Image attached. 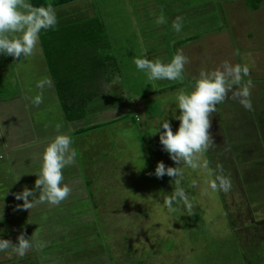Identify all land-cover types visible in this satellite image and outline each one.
<instances>
[{
	"label": "rangeland",
	"instance_id": "obj_1",
	"mask_svg": "<svg viewBox=\"0 0 264 264\" xmlns=\"http://www.w3.org/2000/svg\"><path fill=\"white\" fill-rule=\"evenodd\" d=\"M85 1L76 12L104 23L114 62L86 109L129 106L86 135L105 137L92 240L112 259L122 250L118 264H264V0ZM9 250L0 264H34Z\"/></svg>",
	"mask_w": 264,
	"mask_h": 264
},
{
	"label": "crops",
	"instance_id": "obj_2",
	"mask_svg": "<svg viewBox=\"0 0 264 264\" xmlns=\"http://www.w3.org/2000/svg\"><path fill=\"white\" fill-rule=\"evenodd\" d=\"M10 1L0 0L1 254L10 247L17 253L27 247L36 264H118L122 250L116 253L112 245V259L92 240L99 226L88 200L90 176L100 165L95 152L105 137L88 141L86 135L103 130L88 131L92 127L118 119L120 111L129 108L127 100L116 106L118 112L116 107L89 112L86 106L87 115L68 119L52 76L38 74L37 69L43 72L48 64L32 13L58 7L75 11L85 0H12L9 6ZM121 85L117 79L109 82L108 89L114 91L108 94L122 93ZM100 97L105 98L98 89L93 99ZM81 161L84 170L78 166Z\"/></svg>",
	"mask_w": 264,
	"mask_h": 264
},
{
	"label": "trees",
	"instance_id": "obj_3",
	"mask_svg": "<svg viewBox=\"0 0 264 264\" xmlns=\"http://www.w3.org/2000/svg\"><path fill=\"white\" fill-rule=\"evenodd\" d=\"M244 2L256 9L262 0ZM76 11L58 7L40 12L35 19L48 68L68 119H78L84 114L85 107L97 95L98 79L108 80L114 71L111 66L114 62L106 65L110 57L101 53L110 44L104 23L88 11V15Z\"/></svg>",
	"mask_w": 264,
	"mask_h": 264
}]
</instances>
